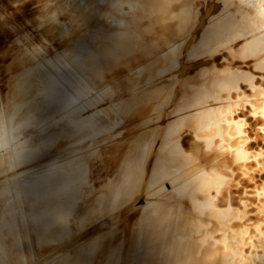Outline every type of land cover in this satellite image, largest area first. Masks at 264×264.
<instances>
[{
  "label": "bare ground",
  "instance_id": "bare-ground-1",
  "mask_svg": "<svg viewBox=\"0 0 264 264\" xmlns=\"http://www.w3.org/2000/svg\"><path fill=\"white\" fill-rule=\"evenodd\" d=\"M0 264H264V0H0Z\"/></svg>",
  "mask_w": 264,
  "mask_h": 264
}]
</instances>
